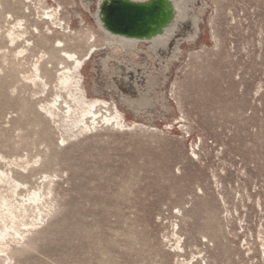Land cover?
<instances>
[{
  "label": "rangeland",
  "instance_id": "374dc122",
  "mask_svg": "<svg viewBox=\"0 0 264 264\" xmlns=\"http://www.w3.org/2000/svg\"><path fill=\"white\" fill-rule=\"evenodd\" d=\"M58 5L73 29L94 24L81 0H0V153L38 162L30 189L55 180L53 213L11 264H264V0H198L199 36L187 40L192 21L181 27L179 59L155 88L169 101L140 114L121 97L147 92L142 69L122 64L111 78L97 56L88 83L130 128L105 124L66 145L23 78L33 59L7 39L19 11L28 27Z\"/></svg>",
  "mask_w": 264,
  "mask_h": 264
},
{
  "label": "bare ground",
  "instance_id": "6f19581e",
  "mask_svg": "<svg viewBox=\"0 0 264 264\" xmlns=\"http://www.w3.org/2000/svg\"><path fill=\"white\" fill-rule=\"evenodd\" d=\"M29 1L32 3L34 0ZM81 1L82 6L92 15L93 25L85 26V20L81 17L80 27L73 29L62 18V7L58 5L39 17L40 21L28 27L26 14L19 11L7 35L9 43L17 46L13 50L15 58L23 56L27 61L33 59L29 62L31 68L26 73L28 75L23 78L27 84L38 89L34 94L40 95L37 98L40 99L42 114L62 132L60 140L63 145L70 139L92 132L105 124L122 129L130 128V125H126L115 98L109 97L112 100L110 102L97 97L99 92L95 81L92 86L88 83L86 69L91 64L93 71L95 70L96 57L100 54H104V69L110 71L111 78L118 66L125 64L129 70L135 67L136 73L138 69H142V76L148 79L147 92L140 91L136 99L121 97L125 107L140 114L155 103L154 98L169 101V95L159 96L155 88L159 78L166 79V73L174 61L179 59L180 45L185 40L181 37L177 39L181 27L192 21L194 32L188 34L187 40L194 42L199 36V21H202L200 18L205 10L203 8L198 13L194 11L193 7L198 0H171L176 9L173 24L156 38L137 40L116 36L104 29L97 10L91 12L92 5L96 3L98 6L100 0ZM174 40L176 44L171 57H163L164 52H170ZM156 61L161 65L157 74ZM111 62L118 65L111 64L110 67ZM149 65H152L154 71H149ZM151 93L156 97H152ZM171 107L172 104L167 109ZM20 161H7L0 153V260L4 264H11L14 246L24 248L32 242L31 238L55 209L52 189L54 177L47 175L45 181L30 189L27 180L35 176L34 165L38 162L32 163L29 159L23 161L22 158Z\"/></svg>",
  "mask_w": 264,
  "mask_h": 264
},
{
  "label": "water",
  "instance_id": "95a60500",
  "mask_svg": "<svg viewBox=\"0 0 264 264\" xmlns=\"http://www.w3.org/2000/svg\"><path fill=\"white\" fill-rule=\"evenodd\" d=\"M96 10L107 32L137 40L162 35L176 15L171 0H100Z\"/></svg>",
  "mask_w": 264,
  "mask_h": 264
}]
</instances>
